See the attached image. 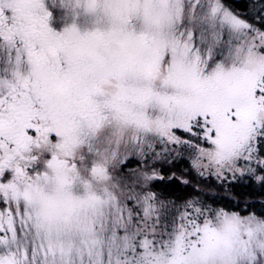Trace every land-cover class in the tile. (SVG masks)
I'll use <instances>...</instances> for the list:
<instances>
[{"label":"snow or ice","instance_id":"snow-or-ice-1","mask_svg":"<svg viewBox=\"0 0 264 264\" xmlns=\"http://www.w3.org/2000/svg\"><path fill=\"white\" fill-rule=\"evenodd\" d=\"M0 264H264V0H0Z\"/></svg>","mask_w":264,"mask_h":264}]
</instances>
